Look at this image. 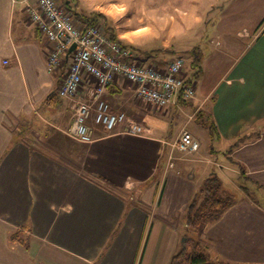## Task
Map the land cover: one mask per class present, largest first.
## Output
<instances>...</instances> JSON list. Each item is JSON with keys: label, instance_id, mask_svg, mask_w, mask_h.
<instances>
[{"label": "crops", "instance_id": "0c3cea01", "mask_svg": "<svg viewBox=\"0 0 264 264\" xmlns=\"http://www.w3.org/2000/svg\"><path fill=\"white\" fill-rule=\"evenodd\" d=\"M57 3L81 27L94 19L139 61L165 65L197 47L201 70L191 100L170 108L149 105L154 110L145 113L131 101L127 84L113 81L102 98L127 120L142 113V135L97 126L92 142L80 143L61 134L71 122L72 100H47L69 58L49 72L51 44L27 10L34 0H0V231L7 239L26 237L20 249L5 247L15 257L1 264H167L210 173L221 187L235 181L237 196L198 240L211 259L264 264V0ZM147 41L158 47L147 50ZM188 62L186 57V78ZM92 86L84 75L77 96ZM191 109L200 147L193 158L179 157L169 145ZM35 126L44 130L30 139ZM251 133L253 139L227 150ZM239 177L244 183H236ZM32 252L38 257L30 263L26 254Z\"/></svg>", "mask_w": 264, "mask_h": 264}, {"label": "built area", "instance_id": "2783aa9c", "mask_svg": "<svg viewBox=\"0 0 264 264\" xmlns=\"http://www.w3.org/2000/svg\"><path fill=\"white\" fill-rule=\"evenodd\" d=\"M34 2L35 6L27 9L29 17L51 44L47 70H58L69 58L56 92L73 100V120L65 132L76 141L92 142L97 126L107 133L118 129L121 133L142 135L141 125L127 120L123 111H114L102 98L107 86L115 80L125 81L137 99L156 108L177 106L180 100L194 97V81L185 77L183 55L175 56L165 65L136 60L133 50L112 39L100 24L77 25L73 15L57 0ZM73 43L75 46L69 52ZM84 75L91 78L93 86L84 99L74 100ZM169 146L170 153L176 150L191 157L199 150L200 142L190 131L182 129Z\"/></svg>", "mask_w": 264, "mask_h": 264}, {"label": "trees", "instance_id": "16d2710c", "mask_svg": "<svg viewBox=\"0 0 264 264\" xmlns=\"http://www.w3.org/2000/svg\"><path fill=\"white\" fill-rule=\"evenodd\" d=\"M86 22V26H88L94 24L95 20L87 18ZM108 34L112 39H115L112 32ZM190 51H192V59L190 62L192 71L188 79L193 80V78L198 76L201 70L200 54L194 49ZM57 97L60 96H58L56 91H53L48 94L47 100L54 102ZM203 125H206L209 129V133L214 135L210 123H203ZM255 136V133L243 134L237 137L227 150L230 152L233 148L253 139ZM197 193L199 195V201L195 202V199H193L186 213V230L181 237L183 241L180 240V248L170 256L167 264H229L227 262L211 259L198 240L197 234L200 233L208 223L217 220L225 210L234 203V199L231 198L230 195L223 193L221 181L214 173H210L201 181ZM18 242H20V239H18Z\"/></svg>", "mask_w": 264, "mask_h": 264}, {"label": "rangeland", "instance_id": "374dc122", "mask_svg": "<svg viewBox=\"0 0 264 264\" xmlns=\"http://www.w3.org/2000/svg\"><path fill=\"white\" fill-rule=\"evenodd\" d=\"M128 1H130V0H128ZM140 1H142V0H134V2L135 3H138V2H140ZM221 2V1H220ZM220 3H218L217 5H219ZM140 9H144V8H140ZM217 9V8H216ZM138 11H139V8L137 9ZM144 45H145V48L147 49V50H151V49H156L157 47H158V42L157 41H155V43L153 42V41H147V42H145L144 43ZM192 49H194V50H197L198 48L197 47H187L186 49H184L183 51H180V55L181 54H183V56L185 57V59H186V57H187V62L188 63H190L191 62V59H192V51H190V50H192ZM186 51H188V52H186ZM187 63V64H188ZM64 68H65V66H63ZM64 71H65V69H64ZM63 69L61 70V74H63ZM191 71V70H190ZM121 82V81H120ZM123 83L125 84L126 82L125 81H123ZM127 84V83H126ZM126 86H128V89L125 87V89L126 90H132L130 87H129V85L127 84ZM79 92V91H78ZM129 93H130V99H131V101L133 102H136V103H138V105H139V108L141 109V111H143V113H145V111H153L154 109H153V107H151V106H149V104H146V103H144V102H142L141 100H139V99H137L135 96H134V94H133V92H130L129 91ZM78 94V93H77ZM82 99H84L85 98V96L84 97H81ZM76 99H80L77 95L74 97V100H76ZM137 99V100H136ZM189 100H191V99H189ZM188 100V101H189ZM72 103H73V100L72 101H69V103H68V110H69V112H70V114H71V119H70V121L72 122V120H73V114H74V108H73V106H72ZM113 109V108H112ZM114 110V109H113ZM116 110H118V109H116ZM116 110H114V111H116ZM194 109H191V111H190V113H188V114H185V118H184V122L181 124V126H179V127H177V128H175V137H174V139H176V137L178 136V134L180 133V131L182 130V129H187L188 131H190L198 140H199V137H198V134L195 132V131H192V129H191V127H190V123L192 122V120H193V117H195V115H196V113H194V115L192 114L194 111H193ZM121 111V110H120ZM140 114H142V113H140ZM139 114V116L140 117H138V118H135V120H133L135 123H137V124H139V125H141L142 126V128H143V116H141ZM192 114V115H191ZM23 119V118H22ZM22 119H18L17 121H15V124H17L19 127V130H23V126H22V124H23V120ZM70 122V123H71ZM69 123V124H70ZM68 124V125H69ZM68 125L67 126H65L64 127V130H63V133H61L62 135H64V136H66V129H67V127H68ZM33 130L35 131V133L32 135V136H29V138L30 139H34V136H37V132H39V134L41 133V132H43V130H44V127L43 128H41L40 129V127H38V126H35L34 128H33ZM25 131V130H24ZM95 137V136H94ZM174 139H172L171 141H170V143L171 142H173L174 141ZM170 147V146H169ZM171 153H173L174 155H177V156H179V157H186V158H193L194 156H184V155H182V154H180V153H178L176 150H173ZM235 181H233L232 183H230L229 181L228 182H226L224 185H223V183H222V187H221V189H222V191H223V193H226V194H228V195H230L231 196V198H235V196H237V189H236V187H235V183H234ZM236 183L237 184H240V183H244V181H242L241 179H240V177L238 178V179H236ZM149 227H150V225L148 224V226H147V228H146V231H145V237H144V239H146V237H147V233H148V230H149ZM3 233L5 234V237H4V235H3ZM11 233H13L12 231H9V234H11ZM7 237V232H4V231H0V264L2 263V259H4V257H15V255H13V254H9L8 253V251L6 250V246L7 247H13V249L14 248H17V249H20L21 248V245H20V243L18 242V239H20V240H26V237L24 236V235H22V234H18L17 233V235H16V233H14L13 234V238H11V239H7L6 238ZM10 240V241H9ZM11 240H13L14 242L12 243V241ZM10 244H13V245H18V246H20V247H14V246H11ZM4 249H5V251H4ZM26 254V253H25ZM27 256H28V258H30V263L32 262V260L33 261H37V257H38V255L36 254V252H32L31 253V255H28V254H26ZM3 257V258H2ZM19 258V257H18Z\"/></svg>", "mask_w": 264, "mask_h": 264}, {"label": "water", "instance_id": "95a60500", "mask_svg": "<svg viewBox=\"0 0 264 264\" xmlns=\"http://www.w3.org/2000/svg\"><path fill=\"white\" fill-rule=\"evenodd\" d=\"M75 44H71V46L69 47V52L72 51V49L74 48ZM181 241H183V238H181Z\"/></svg>", "mask_w": 264, "mask_h": 264}]
</instances>
